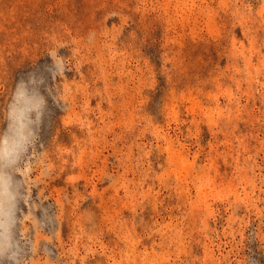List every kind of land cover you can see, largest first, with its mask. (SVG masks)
<instances>
[{
	"label": "rangeland",
	"instance_id": "rangeland-1",
	"mask_svg": "<svg viewBox=\"0 0 264 264\" xmlns=\"http://www.w3.org/2000/svg\"><path fill=\"white\" fill-rule=\"evenodd\" d=\"M0 264H264V0H0Z\"/></svg>",
	"mask_w": 264,
	"mask_h": 264
}]
</instances>
